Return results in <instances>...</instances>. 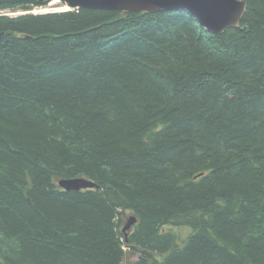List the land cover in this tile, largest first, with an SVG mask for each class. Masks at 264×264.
<instances>
[{"label":"trees","instance_id":"obj_1","mask_svg":"<svg viewBox=\"0 0 264 264\" xmlns=\"http://www.w3.org/2000/svg\"><path fill=\"white\" fill-rule=\"evenodd\" d=\"M244 1L219 35L182 10L0 16V264H264V0ZM77 177L97 188L57 186Z\"/></svg>","mask_w":264,"mask_h":264},{"label":"water","instance_id":"obj_2","mask_svg":"<svg viewBox=\"0 0 264 264\" xmlns=\"http://www.w3.org/2000/svg\"><path fill=\"white\" fill-rule=\"evenodd\" d=\"M72 10L89 9L112 12L152 13L182 10L195 19L210 34L219 35L227 29L237 28L246 10L244 0H54ZM57 186L66 192L95 189L97 186L82 177L61 179ZM136 218L130 215L122 227L125 237Z\"/></svg>","mask_w":264,"mask_h":264},{"label":"rangeland","instance_id":"obj_3","mask_svg":"<svg viewBox=\"0 0 264 264\" xmlns=\"http://www.w3.org/2000/svg\"><path fill=\"white\" fill-rule=\"evenodd\" d=\"M71 10L69 7H67L64 4H61L57 1H50L44 6L41 7H30L29 10H23L19 8H13V9H0V16H8L10 18H15L21 15L25 14H31V15H39V14H45V13H58V12H65ZM129 213H125L122 218V224H124L129 217ZM172 231H176L178 233L179 238H185L187 234L189 233V230L187 228L181 227V228H175L173 227L171 229ZM126 257L128 260H134L136 259L135 255H130L129 253L126 254ZM127 261V260H126Z\"/></svg>","mask_w":264,"mask_h":264}]
</instances>
